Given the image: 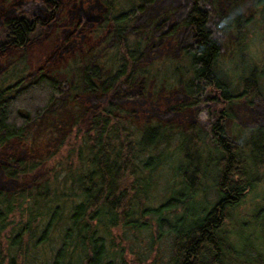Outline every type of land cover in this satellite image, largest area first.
I'll return each mask as SVG.
<instances>
[{
    "label": "trees",
    "instance_id": "obj_1",
    "mask_svg": "<svg viewBox=\"0 0 264 264\" xmlns=\"http://www.w3.org/2000/svg\"><path fill=\"white\" fill-rule=\"evenodd\" d=\"M101 1L93 32L107 34L104 42L63 66L33 69L23 53L61 0L10 1L0 20V59L22 53L0 72V264H127L122 251L117 258L113 230L124 241L127 230L150 225L157 236L173 234L171 264H264V236L252 240L250 257L248 237L230 230L238 207L264 183V115L243 121L237 110L264 104V51H252L245 0H172L173 22L171 13L153 12L167 0H124L125 8ZM256 2L264 36V0ZM173 34L178 101L160 109L166 85L151 54ZM227 44L236 52L237 89L219 65ZM58 113L66 119L53 148L17 154L32 124ZM166 160L170 193L156 206Z\"/></svg>",
    "mask_w": 264,
    "mask_h": 264
},
{
    "label": "rangeland",
    "instance_id": "obj_2",
    "mask_svg": "<svg viewBox=\"0 0 264 264\" xmlns=\"http://www.w3.org/2000/svg\"><path fill=\"white\" fill-rule=\"evenodd\" d=\"M10 1L20 3L22 0H0V20L2 15L8 12L7 5ZM121 2L122 8L127 7L124 0H121ZM244 4L246 8L245 12L253 15V19L249 26L250 36L252 37V51L254 54L260 56L264 51V36L259 25L263 12V3H257L256 0H245ZM38 7H40V2L37 5L32 3L29 5L30 10L33 8L37 9ZM53 9V18L45 26L43 34L39 38L29 42L26 52H23L26 54V65L30 66V68L37 69L46 65L49 67H56L58 65L63 66L69 60H72L71 56L73 53L79 52L83 48L89 49L95 45L98 46L102 44V41L104 42L107 35L95 34L93 32L103 12L101 0H61V2L56 4ZM157 11L160 14H165L167 12L171 13V22L176 18L175 4L172 0L165 1V5L164 1H160L159 5L153 10L155 13ZM155 13L152 15L155 16ZM81 16L84 21L82 23L80 21ZM75 22L79 25L78 27H74ZM175 39V34H173V36H166V39L160 46H157L155 52L151 54V57L155 56L153 61L152 59H149V62L152 61L151 67L154 74H161V76L164 77L163 80L166 85V87L160 92L161 94L159 95V98H157L158 107L160 109H164L173 102L178 101L177 91L175 89L172 90L171 88L176 77L175 67L178 64L177 53L174 52L176 46ZM21 54L22 53L20 52L11 50L10 58L8 56L0 59V72L8 65V63L14 61V59ZM118 64L119 63L117 62V65ZM183 64L186 67L189 66L188 61H183ZM219 65L225 72V79H228L229 81L232 80V86L235 87L234 89H237V57L235 48L232 44H227L225 50L220 54ZM159 68L163 73L158 71ZM261 85L264 88V76L261 78ZM255 102L256 101L252 102V104L254 103L252 107L246 106L245 103H241L238 107L237 110L243 121H249L253 118H257L259 115H264V104ZM203 106L205 105L199 104L196 107L199 108ZM193 112L192 109H189L184 113L181 119L178 120L181 126H184L189 122ZM65 119L66 115L64 113H58L56 116H50V118L42 120V122L39 121L32 124L28 136H26V142L23 143L22 147H17V154H29L28 152L31 150L39 153L50 151L53 148H51L52 143L60 131L58 127H60L61 122ZM176 143L177 140L175 142L173 141V143L167 147V150L172 153L170 157L176 153ZM172 171V161L166 160L157 173L156 188L152 192V202L156 206L162 204L170 193L168 189V180L171 178ZM263 184L264 183L260 184V187L251 191L244 202L241 203L236 211V218L232 221L230 226L233 235L240 234L243 241L247 240V238H245V236H247L248 240H250L246 241L250 244L246 247L247 254L250 257L256 255V252L251 247L253 243L252 240H256L257 236L260 237V239L262 235L264 236V226H262V223L264 224V207H262L264 205ZM208 195L212 200L216 197L215 191L212 187L208 189ZM256 209H259V214H261L257 217V223H255L256 221L253 215V212ZM150 226L151 227L148 230H127L125 232L124 241L121 240V235H124V232L120 229L113 230V246L118 250L117 258L119 262L124 254L127 264H171L173 234L166 233L157 236L156 226ZM112 234L109 237V243L111 242ZM119 250L123 252H121L122 255Z\"/></svg>",
    "mask_w": 264,
    "mask_h": 264
}]
</instances>
